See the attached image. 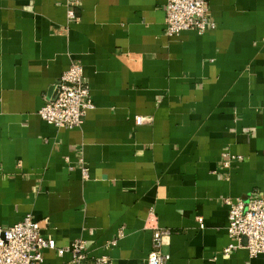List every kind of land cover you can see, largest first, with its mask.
<instances>
[{
	"label": "crops",
	"instance_id": "obj_1",
	"mask_svg": "<svg viewBox=\"0 0 264 264\" xmlns=\"http://www.w3.org/2000/svg\"><path fill=\"white\" fill-rule=\"evenodd\" d=\"M209 15L215 28L168 36L159 0H0V225L43 221L57 246L39 264H67L75 239L148 264L156 227L167 264H264L223 252L225 199L264 198V0ZM74 62L94 107L67 129L38 110Z\"/></svg>",
	"mask_w": 264,
	"mask_h": 264
},
{
	"label": "built area",
	"instance_id": "obj_2",
	"mask_svg": "<svg viewBox=\"0 0 264 264\" xmlns=\"http://www.w3.org/2000/svg\"><path fill=\"white\" fill-rule=\"evenodd\" d=\"M166 13V33L176 36L186 30L204 33L215 28V21L209 15L210 0H159ZM69 16L75 18L74 11ZM94 107L90 83L84 75L81 63L74 62L64 71L53 86V92L46 98L38 114L46 122L57 127L72 129L79 127L85 119L86 111ZM149 117L137 116L138 124L149 121ZM240 154H229L226 165L232 160H242ZM82 177L87 179L90 172L82 167ZM229 207L228 235L232 242L224 249V254L244 247L251 257L262 256L264 260V198L255 197L244 201L227 197ZM201 228L203 218L199 217ZM43 221L26 215L19 222L4 227L0 225V264H39L44 261L45 249H56V242L42 234ZM169 229L156 227L153 232L152 247L147 256L148 264H167L171 258L162 247L170 237ZM72 255L67 264H108V258L91 257L87 243L75 239L66 247Z\"/></svg>",
	"mask_w": 264,
	"mask_h": 264
}]
</instances>
